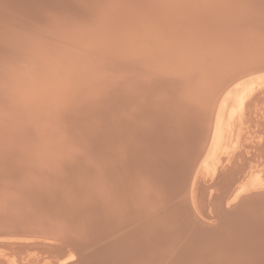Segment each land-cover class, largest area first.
Listing matches in <instances>:
<instances>
[{
    "label": "bare ground",
    "instance_id": "bare-ground-1",
    "mask_svg": "<svg viewBox=\"0 0 264 264\" xmlns=\"http://www.w3.org/2000/svg\"><path fill=\"white\" fill-rule=\"evenodd\" d=\"M176 1L0 0V264H264V208H256L264 206V66L226 82L231 71L212 78L207 69L193 70L195 58L202 54L187 48L171 55L173 72L163 67V61L157 68L155 60L158 77L150 80L153 70L145 81L140 72L144 67L133 61L141 59L143 50L133 49V41L141 43V39L133 38L160 35L169 27L165 21L178 16L187 19L181 23L195 18L200 8L195 0ZM214 5L209 6L213 13L219 10ZM261 7L251 13L259 14ZM219 11L226 23L213 27L210 20L216 32L210 30L214 35L218 28L222 33L226 30L223 34L228 30L225 38L232 28L236 30L239 17L251 15L234 7ZM141 16L150 21H135ZM160 18L166 19L165 25H158ZM257 25L254 22L247 34L258 33L253 30ZM177 38L171 43L180 48L185 37ZM121 41L125 51L119 48ZM205 55L208 64L217 63L216 57ZM222 59L218 60L222 65L231 64ZM99 60L105 64L103 73L110 74L106 84L113 90L104 94L107 86H99L103 97L90 90L100 81H92L91 87L85 80L95 75ZM205 61L198 66L203 68ZM136 67L140 73L134 71L133 76ZM158 87L162 91L153 102L151 95ZM141 89H146L142 96ZM32 90L44 96L41 104H32L35 95L28 93ZM133 104L137 109H131ZM139 108L143 113L137 118L131 112ZM38 114L49 122L39 125ZM131 116L139 122L138 130ZM50 146L56 148L47 149ZM23 148L31 152L15 160ZM245 148L259 152H249L250 159ZM146 155L150 159L147 156L145 164ZM133 194L142 204L134 206ZM158 204L167 206L161 216L169 215L167 222L158 220L164 226L159 234L152 235L155 229L141 234L148 237L139 238L140 243L134 241V232L126 238V233L115 235L122 219L128 225L129 218L132 224L135 210L144 214ZM126 208L130 209L125 219ZM209 225H227L225 237H216ZM21 226L27 230H20ZM256 229L261 230L257 238L244 244L243 235L249 238ZM62 231L73 239H62ZM35 237H57L63 245ZM83 238L86 242L80 244ZM118 249H128L129 255L119 254ZM133 250L138 254L133 255Z\"/></svg>",
    "mask_w": 264,
    "mask_h": 264
},
{
    "label": "rangeland",
    "instance_id": "rangeland-1",
    "mask_svg": "<svg viewBox=\"0 0 264 264\" xmlns=\"http://www.w3.org/2000/svg\"><path fill=\"white\" fill-rule=\"evenodd\" d=\"M178 1L181 2V3H183V0H177L176 2L178 3ZM184 1L186 2L187 0H184ZM197 1H198V0H197ZM199 1H200V0H199ZM211 1H212V3H211L209 0H208V1H207V0H202V2L200 1V3H201V5H200V3L196 2V0H195L194 2L196 3V7H200V8H198V10H197L198 13H199V15H198V13L196 12V16L198 15L197 18H196V16H195V18H194V17H193V18H192V17H190V18L187 17V18H188V22L186 21V23H185V22L181 23L182 20H183V21L187 20L185 17H182V16H178V17H177V19L179 20L178 22H177V19H175L174 21H173V20L165 21L166 19H164V18H163L164 20H162V18H160L159 20L157 19V23H158V25H165V24H166V23H164V21H165V22H167V24L169 25V27H166L165 30L160 31V32H159L160 35H159L158 33L156 34V36H154V35H152V34H150L151 36H150L149 34H146V35H149V36H146V35L144 34L143 38L146 36V37H145L146 39H148V40H149V38L152 39V41L149 40V44H148V40L143 39L142 37H140V38H133V39H135L136 41H138L139 39H141V40H139V42H141V43H137V42L133 41V42H134V43H133V49H135V50H136V49H140V48L143 49L142 51H141V49H140V52H139L140 55L138 56V58H141V59L143 58V59H142V62H140L141 59H140V60H133V61H137V63H140V64H138V65L140 66V69H142V68L144 67L143 69L145 70V72H144L143 69L140 70L139 68L136 67V68H135L136 70H133V76L136 75V72H139V70H140V72H143V73H142V75L144 76L143 79H144V80L146 79L145 81H149V79L151 78L152 71L156 69V68L154 67V63H155L156 61H157V62H156V65H155V66H157V68H158L160 65L162 66V64H159V62H160V63H163V62H164L163 65L165 64L166 67H165V66H163V67H164L165 69L168 68V69H167L168 72H169V71L171 72V71L175 68L174 65H172V62H171V61L173 60V59H171V55H172L173 53H177L178 55H180V51L182 50L181 52L183 53V50H184V49H187V48H189V49H187L186 51H188V50H190V49H192L193 51H195L194 48H197L196 52L198 53V55L202 54V55H201V56H202V57H201L202 60L200 59V57H196V58H195V60H196L195 62H196V63H195L193 66L196 65L197 67H196V66H195V67L192 66L193 70H195V71H196V70H197V71H201V70H203L205 67H207V65H209V64H208V60H206V61L203 60V58H204L203 55L208 54L209 51H210V48H211L216 42H217V43H218V42H221L222 39L225 38L224 36L227 35V34H223V33L226 32V30L223 31V33H222V32H221V29H220L221 26H224V25H223L224 23H222V22H224V20H225V23H226V19L222 16V15H223V12H222V11H219V10H218L219 8H218V9H217L218 11L215 12V13H213V12L211 11V9L209 8V6L213 4V1H214V0H211ZM192 4H193V6L195 5L194 3H192ZM198 4H199V5H198ZM261 4H262V5H261ZM263 4H264V0H261V1L259 2V7H260V6L263 7ZM197 5H198V6H197ZM246 5H247V2H246L245 4H243V8H244V9L247 8ZM182 6H184V5H182ZM206 6H207V7H206ZM194 7H195V6H194ZM194 7H191L190 10H191V9H194ZM210 7H211V6H210ZM203 8H205L206 10L203 9ZM208 8H209V9H208ZM182 9H183V8H182ZM195 9H197V8H195ZM207 9L210 10V11H208ZM204 10H205V11H204ZM252 11H253V12H252ZM255 11H256L255 8L252 9V10H250L249 13H250L251 15H250V14H249V15H250V16H253V14L255 13ZM210 12H211L212 14H211ZM251 12H252L253 14H252ZM142 13H143V12H142ZM142 13H141V14H142ZM201 15H202V16H201ZM142 16H144V15H142ZM142 16H141V17H138V18H135V21H138V19H139L140 21H138V22L141 23V21H142L143 19L147 18V17L144 18V17H142ZM201 17H202V18H201ZM203 17H204V19H203ZM140 18H141V19L143 18V19L141 20ZM184 18H185V19H184ZM205 18H206L207 20H205ZM195 19H196V20H195ZM200 19H201L202 21H204V22H201ZM208 19H209V20H208ZM167 20H168V19H167ZM210 20H212V23H213V20H214V23H213L214 26H213V27H216V25H218L217 27H220V28L217 29L218 32H219V30H220V32H221V33L219 32L220 35H219V33H216V34L214 35L213 32H214V31L216 32V30H214V29H216V28H213V27H212V23H211ZM145 21H150V19L147 18V19H145ZM145 21H144V23H145ZM158 21H159V22H160V21H163V22H160V23H159ZM192 21H194V22H192ZM217 21H218V24L215 23V22H217ZM138 22H137V23H138ZM168 22H169V23H168ZM195 22H196V23H195ZM209 22H210L211 24H210ZM220 22H221V23H220ZM142 23H143V21H142ZM150 23H151V22H150ZM157 23L155 22V24L152 25V28H155V25H156ZM161 23H164V24H161ZM180 23L183 24L184 26L181 25ZM189 23H190V24H189ZM192 23H193V24H192ZM198 23H199V24H198ZM200 23H201V26L198 27V25H200ZM206 23H207V24H206ZM219 23H220V24H219ZM179 24H180L181 26H180ZM191 24H192V25H191ZM197 24H198V25H197ZM203 24H205V25H203ZM208 24H210V25H208ZM221 24H222V25H221ZM138 25H139V23H138ZM190 25H191V26H190ZM206 25L208 26V29H207ZM179 26H180L182 29H184V30H182L181 28H179ZM195 26H196V27H195ZM202 26H203V28L205 27L206 29H205V28L203 29ZM176 28H177V29L179 28V29H178L179 32L176 31ZM193 28H195V29H193ZM197 28H199V29H201V30L198 29V30L196 31ZM211 28H213V29H211ZM210 29L213 30L212 34H213L214 36H212V34H211V30H210ZM187 30H188V32L185 33ZM191 30H192V31L195 30L196 33H192ZM202 30H204V31H202ZM206 30H207V31H206ZM208 30H210V32H209ZM181 31H182V32H181ZM201 31H202V33H201ZM205 31L208 32V34H209V33H210V34L207 35V33H206ZM227 31H228V30H227ZM190 32H191L192 34H195V35H191ZM203 32H204V33H203ZM183 33H185V35H184ZM197 33H198V34L201 33L202 36H203V35H204V36L202 37V36L200 35V37H199V36H197ZM205 34H206V36H205ZM221 34H223V36H222ZM181 35H184V36H181ZM162 36H163V37H162ZM179 36H180L181 38L185 37V38H183V39L180 41L181 44H183L182 46H180V48L177 47L176 45H173V44L171 43V41H172L174 38L176 39V37H178L177 39L179 40V39H180ZM186 36H187V37H186ZM193 36H197V37H193ZM207 36H208V38H207ZM209 36H211V37L214 38V39L217 38L216 36H220V37H218V38H219V39L221 38V40L215 39V40H217V41L215 42V40H210L211 37H209ZM147 37H148V38H147ZM191 37H192V38H191ZM198 37H199V39L201 38L202 40H201V39H200V40L197 39ZM223 37H224V38H223ZM168 38H170V39H168ZM189 38H190V39H189ZM195 38H196L197 41H195ZM204 38H205V39H204ZM137 39H138V40H137ZM163 39H164V40H163ZM187 39H188V40H187ZM193 39H194V40H193ZM203 39H204V40H203ZM161 40H162V41H161ZM169 40H170V41H169ZM192 40H193V42L196 43V44H193ZM198 40H199V41H198ZM207 40H208V42H207ZM143 41H144L145 44L143 43ZM160 41H161V42H160ZM209 41H211V42H209ZM121 42H122V41H121ZM121 42H120V43H121ZM165 42H166V45H165ZM197 42H199V43H197ZM201 42H202V43L204 42V44H202ZM120 43H119V44H120ZM122 43L124 44V46H123V44H120V45H119V48H120V46H122V47H121V48H123L122 50L125 51V50H126V48H125V47H126V44H125L124 42H122ZM146 43H147V44H146ZM209 43H210V44H209ZM130 44H132V43H130ZM137 44H138V47H139V46H141V47L138 48V47H137ZM142 44H144V46H146V47H147V45H149L148 47H150V48H149V49L147 48L149 51L146 50V47H144ZM198 44H199V45H198ZM150 45H151V46H150ZM158 45H159L161 48H160V47L158 48ZM161 45H162V46H161ZM192 45H193V48H192ZM197 45H198V46H197ZM200 45L202 46V49L199 47ZM142 46H143V47H142ZM203 46H204V47H203ZM209 46H210V47H209ZM152 47H153V48H152ZM176 47H177V48H176ZM198 47L200 48L201 51L199 50ZM144 48H145V49H144ZM182 48H183V49H182ZM205 48H206V49H205ZM164 49H165V51H164ZM176 49H177V50H176ZM145 50H146V51H145ZM150 50H152V51L150 52ZM198 50L200 51V53H199ZM137 51H139V50H137ZM178 51H179V52H178ZM203 51H204L205 53H204ZM206 51H208V52H206ZM167 52H168L169 54H168ZM184 52H185V51H184ZM143 53H144L145 55H144ZM146 53H148L149 55L146 54ZM141 54H142V56H143V55H144V56L142 57ZM151 54H152V55H151ZM153 54H154V56H153ZM165 54H166V55H165ZM146 55H147V56H146ZM155 55H156V58H153V57H155ZM173 55H174V54H173ZM149 56H150V58H149ZM207 56H208V55H207ZM207 56L205 55V59H208ZM222 56L224 57V55H222ZM144 57H146V58L144 59ZM94 58H95V57H94ZM94 58H93V59H94ZM138 58H137V59H138ZM147 58H148V59H147ZM157 58H158V60H157ZM93 59H92V60H93ZM96 59H97V58H96ZM96 59H95V60H96ZM149 59H150V61H149ZM197 59H199V61L201 60V62H199ZM122 60H123V59H122ZM143 60H144V61H143ZM155 60H156V61H155ZM159 60H160V61H159ZM93 61H94V60H93ZM154 61H155V62H154ZM162 61H163V62H162ZM167 61L170 63V65H169V63H168ZM192 61H194V59H193ZM203 61H205V62H204V65H205V66H203V68H201V67H202V64H201V63H202ZM99 62H100V63L102 62V63L99 64ZM122 62H123V61H122ZM149 62H151L150 64H153V65H152V66H153V69H152L151 65L149 64ZM166 62H167V64H166ZM176 62H177V58H174L173 63H176ZM190 62H191V61H190ZM197 62L200 63V66H201V67L198 66L199 63H197ZM103 63H104L103 61H100V60H99V61H98V64L96 63L97 65L94 66V68L96 67L95 70H94L95 72H93V74H95V75L92 76V75H91L92 73H91V74L85 79V80H88L87 82L90 84L91 87H92V85H93V82H94V83H99V81H100L99 84L95 85V86H97V89H96L95 86L92 87V88L89 86V87L91 88V89H90V88H89V89H90L91 91H92V90H93V91H98L97 93L100 94V96H102V97L104 96V94H106V93H107V94H110L111 91H113V90L110 89V86L106 84V83H107V77H108V76L110 77V74H109L108 71H106V72H107V74H109V75H107L106 73H105V74L103 73V72L105 71V70H104V66H103V65H105V64H103ZM146 64H147V65H146ZM148 65H149L150 67H148ZM100 66H102V67H100ZM141 66H142V68H141ZM172 66H173V67H172ZM98 67H99V68H98ZM146 67H147V68H146ZM171 67H172L173 69H172ZM102 68H103V69H102ZM105 68L107 69V66H105ZM149 68H150V69H149ZM154 68H155V69H154ZM170 68H171V69H170ZM192 68H191V67L188 68V71H186V74H188V73H189V69H192ZM148 69H149V71H147ZM96 70H97V71H96ZM103 70H104V71H103ZM137 70H138V71H137ZM48 71L51 73V72L53 71V69H51V70H46V72H48ZM100 71H101L102 74H100ZM114 71H115V70H114L113 68H111V74H112V72H114ZM134 71H136V72L134 73ZM156 71H157V70L153 71V73H154V72H155V73L152 74V78H151L150 80H152V79H154V78L156 79V77H158L157 74H156V73H157ZM46 72L44 71V73H46ZM140 72H139V73H140ZM172 72H173V71H172ZM139 73H138V74H139ZM149 73H150V74H149ZM169 74H172V73H169ZM104 75H106V77H104ZM146 75H147L149 78H147ZM155 75H156V76H155ZM95 76H96V77H95ZM102 76H103V77H102ZM153 76H154V77H153ZM167 76H168V75H167ZM169 76H173V74H172V75H169ZM169 76H168V77H169ZM109 77H108V78H109ZM168 77H167V78H168ZM97 78H98L99 80H98ZM105 78H106V79H105ZM183 78H184V80H186L185 77H183ZM89 79H90V80H89ZM143 79L141 78V80H143ZM147 79H148V80H147ZM103 80H104V81H103ZM105 80H106V82H105ZM168 80H169V79H168ZM92 81H93V82H92ZM103 82H105V83H103ZM108 82H109V81H108ZM140 82H141V81H140ZM143 82H144V81H143ZM91 83H92V84H91ZM186 83H187V82H186ZM183 84H184V85H183ZM183 84H182V85L185 86V81L183 82ZM101 85H103V87H104L105 85L107 86L106 89H105V92L103 91L104 89L101 88V87H102ZM143 85H144V84H142V88H144ZM166 85L168 86L167 83H166ZM186 85H187V84H186ZM99 86H101L100 89H99ZM210 89H211V87H210ZM110 90H111V91H110ZM144 90H146V89H141V92L139 93L140 96H142V94L145 93V92H143ZM158 90H159V91H158ZM158 90H157V89L154 90V94L151 95V96H154V97L151 98V99H152L151 101H153V102H154V100H155V101H158V99H159V97H160V94H161V91H162V90H160L159 87H158ZM167 90H168V89H167ZM167 90L165 91L166 93H167ZM77 91H78V90H77ZM33 92H34L35 94H34ZM64 92H66V90H65ZM64 92H63V93H64ZM99 92H100V93H99ZM103 92H104V94H103ZM1 93H2V92H0V94H1ZM28 93H29L30 95L32 94L31 96L35 95V96L37 97V98H36L35 96L32 97V98H34V99H33L34 102L32 103L33 105H37V104H39L41 101L43 102V100H45V99H43L44 96L41 95L40 92L37 93L36 91H33V90H32V91H29ZM36 93H37V94H36ZM66 93L69 94L70 91H67ZM75 93H76V92H75ZM112 94H113V93H112ZM38 95H39V96H38ZM71 95H72V94H71ZM162 95H164V94H162ZM76 96H77V94H76ZM139 99H141V98L139 97ZM36 100H37L38 102H37ZM40 104H41V103H40ZM133 105H134V104H133ZM141 105H142V104H141ZM141 105L139 104L140 107H141ZM142 106H143V105H142ZM144 106L146 107V104H144ZM132 108L137 109V106H135V105H134L133 107L131 106V109H132ZM131 109H130V111H131ZM134 109H133V112H137V113L134 114L133 112H131L132 115H135V116H136V115H139V114L143 113V112H142L143 110H142L141 108H139L140 111L142 110L141 112H140L139 110H138V111H137V110L135 111ZM136 117L138 118V116H136ZM136 117L131 116V118H134V119H133V122H134L133 124L135 125V129L138 130V126H137V124H138L139 122H136V121H137V119H135ZM42 118H43V119H42ZM42 118H41V115L38 114V116H37L36 119H37V123H39V125H40V124H44L45 122H49V121H47V118H46L45 116L42 117ZM113 118H114V117H113ZM36 119H31V120H36ZM39 119H40V121H39ZM135 122H136V123H135ZM45 124H46V123H45ZM95 124H99V123H95ZM85 126L88 127L87 125H85ZM96 126L98 127L99 125H96ZM33 127H34V126H33ZM81 127H82V126H81ZM86 127L83 126V129H84V128L86 129ZM98 128H99V127H98ZM133 144H134V143H133ZM134 145H135V144H134ZM13 146H14V145H13ZM51 147H52V149L56 148V147H54V146H50V147L47 148V149H51ZM29 149H30V148H29ZM29 149H28V148H27V149H24V148H23L22 151L20 150L21 152L18 153L19 156L16 154L15 160H20V159H22L23 157H26L27 153H28V152H29V153L31 152V149H30V150H29ZM249 149H250V148H245V152L248 150V152H247L248 155H246V156L249 157L250 159H251L252 156H253V155L250 154L251 152H252V153H258V152H259L257 149H255V150L252 149L251 151H249ZM45 150H46V149H45ZM243 150H244V149H243ZM26 151H27V153H26ZM255 151H256V152H255ZM249 152H250V153H249ZM21 153H22V154H21ZM58 153H60V152H58ZM25 154H26V155H25ZM48 154H49V153H48ZM54 154H57V153L54 152V153L52 154V156H54ZM20 155H21V156H20ZM49 155H50V154H49ZM147 156H149V159H150V155H146V156H145V159H143L144 162L148 160V157H147ZM246 156H245V157H246ZM19 157H21V158H19ZM143 160H142V161H143ZM241 161H242V160H240L239 163H240ZM144 162H142V164H144ZM226 162H227V161H226ZM226 162H225V163H226ZM146 163H147V162H145V164H146ZM225 163H224V164H225ZM224 164H223V165H224ZM227 164H228V162H227ZM227 164H225V165H227ZM241 164H242V162H241ZM228 165H229V164H228ZM229 166H230V165H229ZM229 166H228V167H229ZM261 168L264 169V165H262ZM135 196H136V195L133 194V199H137V201H136V200H133V202H134V204H135L134 206H138V205H139L138 203H141V200H142V199H141L140 197H139V198H138V197L135 198ZM135 201H136L137 203H135ZM142 201H143V200H142ZM141 204H142V203H141ZM164 206H165V204L160 205V206H159V204H158V206H157L156 208H151V210L149 209V210L145 211L144 214H143V212H141L140 210L137 211V210H135V209L133 208V210L136 211V214H135V212H133V217H134V220H135V221H134V220H132V221L136 222V220L139 219V218L141 217V218L139 219L140 222H139L138 220H137V221H138L140 224L143 223V226L140 225L138 222H136V224H135L134 222L131 224V223H130L131 220L129 221V218H128V220H127V221H128L127 224H128V225H129V224L131 225V226L129 225L130 228H131V229H129L128 225L125 224L126 221L124 222V220L122 219V220L118 223V224H119L118 226H120V227H119V228H120V231L117 232V234H116V232H115V235H119L120 233L123 235V233H126L127 236H125V234L123 235L124 238H126V237H128V235H129V237H130L131 233L134 232V233H133L134 241L140 243V242H141L140 239L142 240V239H146V238L148 237V235H147V236H144V237L142 236V235H144L145 233H146V234H149V232H150L151 230H152V232H153L154 229H155V231L152 233V235H153L154 233H158V231H160V230L162 231V230H163L162 228H163L164 226L161 228V224L159 223V221L161 220L160 222H167L168 219H167L166 217L169 216V215L167 216V214L165 215L166 217H165V216H161V214L166 213L165 208H166L167 206H166V207H164ZM135 208H137V207H135ZM128 209H130V208H128ZM128 209L126 208V210L123 211V212H124V216H123L124 218H125L126 215H127L125 212H127ZM163 209H164V210H163ZM148 211H149V213H148ZM167 211H168V210H167ZM154 212H157L158 215H156L157 213L155 214ZM162 212H163V213H162ZM5 213H6V215H9V214H10V212H7V211H5ZM137 213H138V214H137ZM139 213H142V214H139ZM202 213H203V214H202ZM148 214H149V215H148ZM204 214H205V213H204V211H203V212H201L199 215H202V216H200V217L203 218V217L205 216ZM120 215H121V214H120ZM127 216H128V215H127ZM157 216H160V217H157ZM79 217H80V216H79ZM88 217H89V215H88ZM133 217H132V219H133ZM143 217H144V218H143ZM145 217H146V218H145ZM154 217H155V218L157 217V218L154 219V220H155V221L157 220V221H156V224L159 223V227H158L157 225L154 224V220H153V219H150V218H154ZM162 217H163V218H162ZM164 217H165V218H164ZM120 218H121V217H120ZM126 218H127V217H126ZM126 218H125V219H126ZM136 218H137V219H136ZM142 218H143V221H142ZM158 218H159V219H158ZM144 219H145V220H144ZM146 219H147V220H146ZM149 219L152 220V221H149ZM158 220H159V221H158ZM147 221H148V222H147ZM144 222H147V223H144ZM150 222H152V224H151ZM206 222H207V221H206ZM148 223H150L151 226H152L153 224H154V225L151 227L150 224H148ZM209 223L211 224V223H213V222H209ZM137 224H138L139 226H138ZM144 224H146L147 228H146V226H144ZM136 225H137V226H136ZM126 226H127L128 228H126V229H125V232H123V231H124V228H125ZM148 226H149V227H148ZM156 226H157V227H156ZM123 227H124V228H123ZM135 228H138V231L141 230V232H143V233H141L140 231L138 232L137 230H135ZM142 228H143V230H142ZM126 230H130L131 232H130V231L126 232ZM161 231H160V232H161ZM147 232H148V233H147ZM127 233H130V234H127ZM138 234H139V237H138ZM141 234H142V235H141ZM146 234H145V235H146ZM150 234H151V233H150ZM158 234H159V233H158ZM158 234H157V236H158ZM115 235H112V236H115ZM112 236H110V237H108V238H111V240H112ZM145 237H146V238H145ZM124 238H123V239H124ZM139 238H140V239H139ZM138 239H139V241H136V240H138ZM132 240H133V239H132ZM35 241H38V240L35 239ZM4 242H6V241H4ZM6 243H9V242H6ZM133 246H136V244L134 243ZM134 248H135V247H134ZM4 250H5V249H4ZM147 250H149V249H147ZM147 250H144V251L146 252ZM5 251H6V250H5ZM8 251H9V250L6 251L7 254L9 253ZM154 251H155V250H154ZM154 251H152V252H150V253H153ZM173 251H174V250H172L169 254H171ZM117 252H119V254H122V255H129V254H126V253H129V250H128V249H127V250H126V249H118ZM143 253H144V252H142L141 254H142V255H144V254H148V255H150V253H144V254H143ZM135 254H137V253H136V252L134 253V250H133V255H135ZM151 255H152V254H151ZM151 255H150V256H151ZM144 256H146V255H144ZM146 257H147V256H146ZM148 257H149V256H148Z\"/></svg>",
    "mask_w": 264,
    "mask_h": 264
},
{
    "label": "water",
    "instance_id": "water-1",
    "mask_svg": "<svg viewBox=\"0 0 264 264\" xmlns=\"http://www.w3.org/2000/svg\"><path fill=\"white\" fill-rule=\"evenodd\" d=\"M260 1L261 0H214L213 4H215L214 6H217L219 8V10L223 9L224 12H226L228 9L234 7L235 9L238 8L239 10L243 9L244 11H246V14L248 12V15H249L250 14L249 11L254 9V8H257L259 6ZM246 2H247V5H246L247 8L244 9L243 4H245ZM261 8H264V7H261ZM261 8H260V10L257 11V13H259V14L253 15V16L245 17L241 14V12H239L243 16L244 19L239 17L240 20H238L239 21L238 25L233 26V27H236V30H234V28H232V30H230L229 36H227V38H224L221 42L214 44L210 48L209 54L212 55V57H216L217 63H215V64L211 63L204 69H207V74L208 73L212 74V76H211L212 78L214 76H216L217 74L218 75L225 74L226 70H227V72L231 71V73H229L227 75L228 78H226V82L227 81L229 82V81H232L233 79H235V78H237V77H239V76H241V75H243L249 71L255 70L257 67L259 68L261 66H264V9H261ZM259 16L261 17V19H263V21H259L260 18L257 19V17H259ZM232 19H236V15H233ZM254 22H257L258 25L253 30H257L258 33L255 32L254 34L248 35L247 33L251 32L250 28L253 26ZM228 32L229 31H227V33ZM230 35L232 36V38H230L231 41L229 40V37H231ZM239 52L243 53L244 55L242 57L239 56L238 55ZM222 55H224L225 60H229L227 62L231 61V64H229V66H224V65H222L223 63L221 64V62L220 63L218 62V60H223ZM210 87H212V85ZM253 203H255V202H253ZM247 207H249V206L247 205ZM254 207H256V206L254 205L253 208ZM253 208H250V209H253ZM256 208H258L259 210H262L264 208V206L259 205ZM57 225L60 226L59 224H56L53 226L58 227ZM209 226H210V229H212V231H215V233H212V234L216 235V237H219V236L223 237V235L226 232V228H227V225H222V226L221 225H209ZM17 229H19V228H17ZM51 229L54 230L55 228H51ZM12 230H14V229H11L9 231H12ZM20 230H27V229L24 228L23 226H21ZM57 230H59V229H57ZM63 230H66V228L64 227ZM223 231H225V232H223ZM260 231L261 230H257V229L252 231V235L249 238L247 237L246 234L243 235L244 244H248L251 241H253L254 239H256L257 237H255V236L260 234ZM222 232H223V234H221ZM225 235H224V237H225ZM71 236H72V234H71ZM71 236H70L69 232L67 233V232L62 231V239H68V238L73 239ZM252 237H254V238H252ZM74 238H75V240L79 239L76 237H74ZM246 238H248V239H246ZM35 239L38 241H51V242L59 243V245H63L62 242L60 241V239H58L57 237H56V239L35 237ZM81 240H84V241H82L80 244H83L84 242H86L85 241L86 239H84V238Z\"/></svg>",
    "mask_w": 264,
    "mask_h": 264
}]
</instances>
